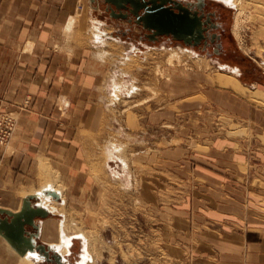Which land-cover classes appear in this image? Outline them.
I'll return each mask as SVG.
<instances>
[{
  "label": "rangeland",
  "instance_id": "obj_1",
  "mask_svg": "<svg viewBox=\"0 0 264 264\" xmlns=\"http://www.w3.org/2000/svg\"><path fill=\"white\" fill-rule=\"evenodd\" d=\"M205 1L217 5L227 19L232 50L226 56L205 55L165 39L148 42L139 37L141 30L137 27L129 33H121L120 26L125 23L110 18L101 8L92 5L91 0L72 1L74 12L70 16L74 19L70 28L71 17L65 22L66 26L59 34L65 44L53 50L55 53L66 59L78 60V48L84 46L87 54L92 51V60H101L95 57L94 53L99 49L90 39L91 18L94 17L103 22L104 30L121 41L117 47L109 39L111 46H106V49H111L117 56L113 53L107 55L106 59L110 58L108 62L130 53L132 58L146 64L147 70L155 76L150 80V94L142 105L127 112H124L123 105L119 108L110 106L114 109L111 111L121 117L122 129L115 122L114 131L133 130L137 132V139L145 137L143 143L127 153L133 173L130 190L115 182L110 168L105 166L103 149L106 137L103 131L110 128L105 118L112 113L106 107L110 88L107 82L114 64L107 68L100 82H92L87 98H82V86L75 97L67 93L49 97V91L46 96H41L38 94L42 82L28 81L23 86L21 104L7 103L0 107L2 126L10 133L7 141L0 145L1 149L9 146L21 112L32 116V119H47L52 115L60 121L74 118L76 156L81 160L75 172L85 175L78 174L82 187L76 186L73 192L72 187L60 177L59 172L62 171L59 168H56L55 179L42 175L40 186L53 181L57 188L63 190V201L53 200L58 214L52 215L51 219L55 223L59 219L65 221L66 235L81 233L88 237L91 258L87 264H223L227 257L220 255L219 248L225 243L214 239L218 235L214 237L217 232L212 233L213 228L228 232L238 227L231 222L233 218L241 223L245 220H239L238 215L226 211L214 219L205 215L208 209L203 205L208 202L206 196H211L207 194V188L215 183L208 176L219 180V188L224 192L219 197L220 201L209 199L211 208L226 209L222 207L226 205L237 214L241 209L245 219L251 213L264 218V36L258 34L259 22L251 23L249 20L254 12L253 6L242 14L237 37L232 31L237 6L220 0ZM33 42H28L24 50L33 52ZM179 47L191 49L193 53ZM134 49L137 52L134 53ZM172 50L178 53L180 61L174 57L173 63L169 64ZM258 50L261 56L256 54ZM197 56L208 58V65L198 61ZM85 57L81 60L89 59ZM220 63L240 69L238 79L247 87V92L257 91L256 95L252 94L255 102L234 89L213 83L220 75L231 74ZM116 64L121 65L120 62ZM79 68L81 65L77 64V72H83ZM47 84L51 87V82ZM49 104L54 105L59 113H54ZM72 107L76 111L67 113ZM151 114L155 115L152 123L149 121ZM121 140V146L124 149L127 146V150L134 142L123 136ZM80 164L81 167L78 166ZM116 165V162H110L111 169L119 170ZM144 182L151 186L150 198L146 192L142 193ZM198 201L201 204L199 210L196 208ZM180 209L188 211L187 218L183 216L181 220L177 217L175 212ZM86 245L82 238H74L66 264H80ZM12 251L9 244L0 247V264H29ZM41 261L34 264H55Z\"/></svg>",
  "mask_w": 264,
  "mask_h": 264
},
{
  "label": "crops",
  "instance_id": "obj_2",
  "mask_svg": "<svg viewBox=\"0 0 264 264\" xmlns=\"http://www.w3.org/2000/svg\"><path fill=\"white\" fill-rule=\"evenodd\" d=\"M72 1L0 0V107L7 103L21 104L25 90L23 86L28 81L35 84L42 82L38 94L41 96H46L49 91V97H56L61 93L75 97L77 90L82 86L80 88L82 98H87L92 82H100L104 77L107 72L106 65L102 59L92 60L93 53L90 51L87 54L86 47L78 48V60L66 59L60 53L53 51L65 44L60 40L59 34L66 26L65 22H68L69 16L74 12ZM28 42L34 44L31 53L24 50ZM97 53L98 51L94 55L98 58ZM85 56L89 59L81 60L86 58ZM77 64L81 65L83 72L81 70L77 72ZM93 73L100 77H93ZM47 82H51V87ZM48 107H53V112L59 113L54 105L49 104ZM73 109L74 107L69 108L67 113L75 112L76 110ZM74 123V118L60 121L52 115L47 119H32V116L21 112L17 130L9 146L6 149L0 148V207L18 211L26 195L43 187L45 183L40 186L42 175L55 179V172L58 170L56 168L62 171L59 172L60 177L67 186L72 187L73 192L76 186L82 187L78 174L82 177L85 175L75 172L77 163L81 160L76 156ZM84 162L87 163L86 160ZM78 166L81 167V164ZM208 178L215 183L210 187L206 186L209 187L207 194L211 196H206L208 202L203 205L209 210L205 215L214 219L226 211L228 214L238 215L239 220H245L243 225L239 221H234L233 218L231 222L236 223L238 227L228 232L213 228L212 233L217 232L213 234L214 237L218 235L214 239L225 243L221 245L222 248H219L220 255L227 257L222 263L264 264V218L251 213L245 219L241 209L237 214L231 206L226 205L222 206L227 207L226 209L219 205L218 210L211 208L212 202L210 203L209 199L220 201L219 197L224 192L219 188V180H215L212 176ZM47 182L56 188L58 186L53 181ZM143 186H146L147 198H150L152 195L150 184L144 182ZM56 191L60 195L64 193L59 188ZM199 201L196 202L198 210L201 207ZM175 213L181 220L183 216L187 218L189 215L184 209ZM55 214L56 212L53 213ZM210 218L208 220L212 221ZM47 221L48 219L36 220L40 227L37 242L50 245V241L43 239V224Z\"/></svg>",
  "mask_w": 264,
  "mask_h": 264
},
{
  "label": "bare ground",
  "instance_id": "obj_3",
  "mask_svg": "<svg viewBox=\"0 0 264 264\" xmlns=\"http://www.w3.org/2000/svg\"><path fill=\"white\" fill-rule=\"evenodd\" d=\"M220 1H223L226 4L227 3H229V4L234 3L237 6L238 12L235 15L234 23H233V27H232V31H233L235 36H237V37L239 36V31H240L241 23H242V21H241L242 14H244L245 10L251 6H253V8H254V12L252 14H250L249 20H251V23L259 22L260 29L258 30V34L259 35L261 34L262 36H264V13L262 12L264 10V0H220ZM91 13H92V11H91ZM74 17H75V14H74ZM73 19L74 18L71 17L69 25H68L69 28L72 25ZM101 25L103 26V22L101 20L96 19L94 17L91 18V25H90L91 26L90 27L91 38L90 39L92 40L93 44L96 47L100 48V49L98 48L99 50H98L97 56L100 57L103 61L108 57L107 55H110L111 53L114 52L111 49H106L107 47L111 46L109 39H110V41H114L117 44V47H118V43H120L121 41H119V39L116 38L117 36L113 37L114 35H111V33H109L110 31L107 32L106 30H104V28H102ZM112 48H113V46H112ZM179 49L180 50L183 49V51L188 50V52L193 53V50H191V49L189 50V49L181 48V47H179ZM154 50H157V49H154ZM243 50H244V52H247V49L244 48ZM123 51H124V49H123ZM183 51H181V52H183ZM133 52L135 53V52H137V50L134 49ZM129 54H126L123 56L121 55V57L117 58V59L115 58L114 59L115 63L114 62H112V63L108 62V60L110 58L103 61L107 68H110V66L112 64H114L113 71H112L110 78H109L110 81L107 82L108 86L110 88H109V95L107 96L106 107H108L109 109H110V106H112V105L116 108H119V106L123 105L125 107L124 112H127L131 108H133L135 106L138 107V106L142 105L144 102H146L147 96H149V94H150L149 93L150 84H151L150 80H154L155 76L154 75L152 76L151 72L149 70H147V68L145 66L146 64L144 65L141 61H139L140 59L138 60L137 58L136 59L134 57L132 58L133 55L131 54L132 55L131 56ZM256 54L258 56H261V51L258 50L256 52ZM113 55H115V54L113 53ZM113 55H112V57H113ZM115 56H117V55H115ZM174 57H177L178 58L177 61H180L179 57H178V53L175 50H172L170 53V56L168 58L169 64L173 63ZM197 57L199 58L198 61H200V62L202 61L205 63L203 65H205V66L208 65V58H206L205 56H203V57L197 56ZM147 60H148V58H147ZM116 62H120L121 65L118 66L116 64ZM220 65L222 66L223 69L231 72V74L230 75L222 74L217 79H215V81L213 80V83H218V85H220V86L234 89L235 91H238L239 93H241L243 96H246L249 100L255 102L256 99L254 98L253 95H256L257 91H255V92L251 91L252 93L247 92V87L244 86L238 79V76L240 75V69L237 68L236 66H229L226 63H220ZM143 80H147V81H143ZM251 89H252V87H251ZM101 107H102V105H101ZM111 110H114V109H110V111ZM111 112L112 113L110 115H107V119L105 118V121L110 126V128L104 129V131H103V135H105V137H106V140H105L106 141V147H105V149H103V150H105V154H104L105 155V166H107V168H110L111 177L113 178V180L115 182L120 183L121 187L123 189L130 190L132 188V184H133V173L131 172V169H130L129 161L127 158L128 157L127 153H128V151L135 150V148L138 147L137 144L143 143L145 137H142L139 140L136 137V135H137L136 131H133V130L131 132L122 131L121 130L122 125L119 123V122H121V117L116 116L113 113L114 111H111ZM129 113L132 114V112H129ZM149 121L151 123H152V121H155V115L154 114H151L149 116ZM115 122H118L120 124V128H121L117 132L114 131V129H113V124H115ZM120 135L123 136V138L128 139V141H130L131 139H132L131 141H134V142H132V146L130 148H128V150L126 149L127 148L126 144H125V146H126L125 149L123 148V146H121L120 142H122V140L120 141V137H121ZM102 143H104V142H102ZM128 144H129V142H128ZM102 146L100 145V147H102ZM110 162H112V163L114 162V164L116 162L120 169L119 170H116L115 168L111 169ZM45 190L56 191L57 188L55 186H53L51 183L47 182L43 185V187L41 189H38L35 192L30 193V194H39L41 196L40 197L41 198L40 204L49 210L50 215H53L54 212H56V214H58L57 209L54 206V202H53L54 199L48 195L42 194V192ZM147 191L148 190H147L146 186H143L142 193L147 192ZM56 192H58V191H56ZM59 196H60V199L54 200V201L60 202L61 196H62V200H63L64 193L62 195H60V193H59ZM45 219L46 220L48 219V221L43 224L44 225V227H43V234H44L43 239H45V240L47 239V241L51 242L50 246L62 256V258L65 260V264H66V262H68L66 259L67 256L71 255V253H72L71 247L73 246V239L74 238H80V239L82 238L84 240V242L87 243L86 253L83 255V258H82L81 263H80V264H87L91 258L90 254L88 253V250H90L89 249L90 243H89L88 237L85 236L84 234H81V233L80 234L76 233L74 236L73 235H66L65 223H64L65 221L64 220H63L64 221L63 222L62 220L59 219V221H57L55 223L54 221H52L51 217L45 218ZM1 246L2 247L8 246V244L3 239V237L0 235V247ZM13 253L16 254L15 252H13ZM17 257L20 260H24L29 264H34L35 261H37L39 263L42 262L41 261L42 259L39 258L35 254H28V255H24V256H20V255L18 256L17 255ZM31 257H34L35 259L31 258ZM10 259H11V257L7 258V262H9Z\"/></svg>",
  "mask_w": 264,
  "mask_h": 264
},
{
  "label": "water",
  "instance_id": "obj_4",
  "mask_svg": "<svg viewBox=\"0 0 264 264\" xmlns=\"http://www.w3.org/2000/svg\"><path fill=\"white\" fill-rule=\"evenodd\" d=\"M92 5L98 7L95 0ZM110 7L111 17L117 19L115 9L129 7L131 13L137 17V23L148 32L149 42L156 43L160 37H169L170 42H179L184 46L194 47L203 38V22L197 11L189 9V3L182 0H147L137 5L133 0H104ZM143 13L139 15L138 11ZM54 200H59V193L45 190ZM39 194H29L22 199L18 211L0 207V235L20 255L35 254L47 263L65 264L62 256L50 245L38 243L39 224L36 220H43L50 215L49 210L40 204Z\"/></svg>",
  "mask_w": 264,
  "mask_h": 264
},
{
  "label": "flooded vegetation",
  "instance_id": "obj_5",
  "mask_svg": "<svg viewBox=\"0 0 264 264\" xmlns=\"http://www.w3.org/2000/svg\"><path fill=\"white\" fill-rule=\"evenodd\" d=\"M133 1L137 5H142L144 2H147V0ZM182 1L184 4L189 3V9L191 11H197L198 16L201 17L203 22V38L198 45L190 48H193V50H196L202 54L216 57H223L226 56L228 52H231L232 41L227 28V19L218 9V6L212 5L205 0ZM95 2L98 4V8H101L103 13L112 18L110 16V7L114 8L112 5L104 4V0H95ZM138 13L141 15L143 10L140 9ZM115 14L118 17L117 20L125 23L124 26H120L121 33H129L131 30H133V28L137 27L141 30L139 37L149 42V38L146 36L148 32L137 23V17L131 13L128 6L117 10L115 9ZM163 39L166 41L170 40L169 37H160L156 42H159Z\"/></svg>",
  "mask_w": 264,
  "mask_h": 264
},
{
  "label": "built area",
  "instance_id": "obj_6",
  "mask_svg": "<svg viewBox=\"0 0 264 264\" xmlns=\"http://www.w3.org/2000/svg\"><path fill=\"white\" fill-rule=\"evenodd\" d=\"M2 124V120L0 119V145L4 144L10 135L9 130H4Z\"/></svg>",
  "mask_w": 264,
  "mask_h": 264
}]
</instances>
